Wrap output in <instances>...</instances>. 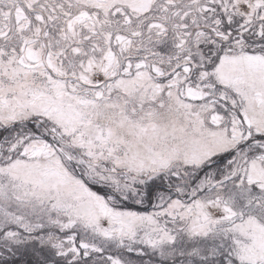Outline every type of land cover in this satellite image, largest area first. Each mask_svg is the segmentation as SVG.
I'll return each instance as SVG.
<instances>
[{
  "label": "snow or ice",
  "instance_id": "obj_1",
  "mask_svg": "<svg viewBox=\"0 0 264 264\" xmlns=\"http://www.w3.org/2000/svg\"><path fill=\"white\" fill-rule=\"evenodd\" d=\"M0 264H264V0H0Z\"/></svg>",
  "mask_w": 264,
  "mask_h": 264
}]
</instances>
